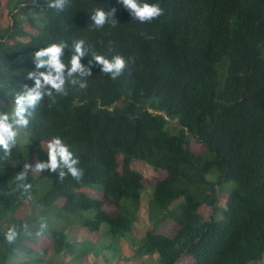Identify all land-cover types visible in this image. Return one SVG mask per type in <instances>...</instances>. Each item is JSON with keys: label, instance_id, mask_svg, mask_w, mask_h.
<instances>
[{"label": "trees", "instance_id": "trees-1", "mask_svg": "<svg viewBox=\"0 0 264 264\" xmlns=\"http://www.w3.org/2000/svg\"><path fill=\"white\" fill-rule=\"evenodd\" d=\"M51 2L0 0V111L48 71L37 51L68 64L83 40L92 74L42 87L25 128L83 175L39 183L19 144L0 153V264H264V0H148L163 11L144 23L120 0ZM97 8L115 9L103 27ZM94 53L127 66L112 79Z\"/></svg>", "mask_w": 264, "mask_h": 264}, {"label": "clouds", "instance_id": "clouds-1", "mask_svg": "<svg viewBox=\"0 0 264 264\" xmlns=\"http://www.w3.org/2000/svg\"><path fill=\"white\" fill-rule=\"evenodd\" d=\"M64 2L65 0H52L49 7L62 10ZM120 3L141 23L157 18L163 11L158 3H150L148 0H120ZM114 13L115 9L105 12L103 8H97L91 14V19L97 27H103L108 22L109 16L114 15ZM83 46V40L76 43L74 54L68 64L62 62L60 58L63 53V45L51 44L36 52L37 67L47 66L48 71L39 73L32 89L23 95L16 96L14 106L10 112L0 111V153H3V156L11 155V150L17 143L20 130L28 126V117L32 115L29 109L34 108L40 102L42 98L40 89L42 87L47 88L49 95H51L52 90L62 92L66 83V70L68 77L74 74H79L81 77L92 74L91 67H86L81 63L82 57L86 54ZM92 59L101 66L102 72L110 73L112 79L119 77L127 66V62L122 55H113L109 58L106 55L94 53ZM29 75L31 77L33 74L30 73ZM71 82L76 83L75 80ZM80 87H86L83 80L80 81ZM45 148L47 159L36 162L34 167L31 164L26 165V167L32 168L35 172L46 169L51 172L58 171L60 179H63L66 175L79 179L83 175V171L79 167V157L74 154L68 144L62 142L60 137L57 136L48 140ZM25 178L24 172L16 177L18 181H24ZM23 187L27 191L31 185L25 183ZM46 227V224H41V231L37 235L39 236ZM17 235L16 227L13 225L4 234V239L11 244L16 240Z\"/></svg>", "mask_w": 264, "mask_h": 264}, {"label": "rangeland", "instance_id": "rangeland-1", "mask_svg": "<svg viewBox=\"0 0 264 264\" xmlns=\"http://www.w3.org/2000/svg\"><path fill=\"white\" fill-rule=\"evenodd\" d=\"M17 144L21 146L23 149V153L25 154L26 157V165L31 164L33 167L36 162L38 161H45L47 159V152L45 145L46 144H41L39 146H31V144L28 141V133L25 130V128H22L19 132V136L17 139ZM25 165V169L34 174L38 178V182H41V179L38 177L39 172H35L32 170V168H28ZM38 183V188L41 187L40 184ZM145 197L148 196V193L144 194ZM226 198L222 196V202L224 203Z\"/></svg>", "mask_w": 264, "mask_h": 264}]
</instances>
